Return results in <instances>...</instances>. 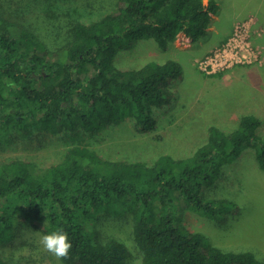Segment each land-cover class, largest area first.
Returning <instances> with one entry per match:
<instances>
[{"label": "trees", "instance_id": "trees-1", "mask_svg": "<svg viewBox=\"0 0 264 264\" xmlns=\"http://www.w3.org/2000/svg\"><path fill=\"white\" fill-rule=\"evenodd\" d=\"M29 1L0 0V142L39 130L68 133L76 144L43 168L20 158L0 163V264H41L47 258L35 241L26 245L35 258L5 251L16 248L27 221L67 233L72 247L59 258L63 264H128L124 244L97 228L103 214L132 223L140 264H263L250 252L212 245L177 212L194 211L220 223L209 202L223 201L207 200V190L247 150L256 151L264 171L259 117L241 116L228 134L210 126L207 141L192 155L162 154L151 166L110 161L79 141L126 121L155 133L156 110L171 104L181 66L146 59L121 70L115 59L149 41L168 51L181 34L197 44L218 16L219 1L70 0V9L55 16L54 2H43L47 13L36 15L39 27L24 18ZM4 4L16 6L15 13L7 16Z\"/></svg>", "mask_w": 264, "mask_h": 264}, {"label": "rangeland", "instance_id": "rangeland-1", "mask_svg": "<svg viewBox=\"0 0 264 264\" xmlns=\"http://www.w3.org/2000/svg\"><path fill=\"white\" fill-rule=\"evenodd\" d=\"M51 1L54 2V16L62 14L63 9H70V0H31L23 6L25 20L37 25V16L47 13L43 2ZM218 1L220 15L212 16L209 33L197 44L181 34L168 51L162 52L154 42L149 41L134 50L120 52L115 59L116 67L121 70L138 67L146 59L175 61L181 66L183 78L172 85L174 96L171 104L156 110V132L146 133L135 127L134 122L126 121L98 136L84 134L79 141L110 161L140 162L151 166L162 154L175 159L192 155L207 141L210 126L228 134L237 127L243 115L259 117L262 121L260 134L263 133L264 2ZM204 2L206 4L208 0ZM3 8L9 16L15 13L16 6L4 4ZM237 28L243 30H239V34L250 36L252 52L249 51L252 55L248 61H243L237 55L239 49L232 51L228 48L229 40L234 37ZM224 50H227L231 61L228 59L226 63L222 59L223 67L217 71L211 68L204 71L209 62L216 64L215 56L222 58ZM199 62H203V66ZM75 144L68 133L51 135L34 130L33 134L25 138L12 134L0 142V163L20 158L43 168L59 161ZM222 172L221 180L218 179L209 187L206 194L209 201H223L220 205L209 202L214 212L218 211L216 217L220 223L205 218L203 214L197 215L194 211L186 210L183 213L178 208L177 212L183 216V222L191 231L203 233L212 245L235 252H250L264 264V171L259 168L256 151H245ZM101 216L97 228L102 235L114 237L124 244L128 252V264H140V253L131 234L132 223L127 218L112 220L105 214ZM23 223L20 235L15 240L16 248L8 247L5 251H19L28 258L35 254V250L26 245L34 241L41 245L40 238L46 232V227L45 222ZM41 264L63 263L47 251V258Z\"/></svg>", "mask_w": 264, "mask_h": 264}, {"label": "built area", "instance_id": "built-area-1", "mask_svg": "<svg viewBox=\"0 0 264 264\" xmlns=\"http://www.w3.org/2000/svg\"><path fill=\"white\" fill-rule=\"evenodd\" d=\"M239 30L241 31L242 29H239L237 28L235 31V34H234V37L231 38L229 40V44H228V48H230L232 51L235 49H239V53L237 55H240V57L243 59V61H248L249 58L251 57V44H250V36H245V34H239ZM243 32V30H242ZM242 35V36H241ZM240 44V45H239ZM232 45H234V48H231ZM250 50V51H249ZM252 52V51H251ZM222 55V58L220 56H215V62L216 64L213 65L212 62H209L206 67L204 68V71H208L210 68L213 70V71H217V69H219L220 67H223V60L227 63L228 59H230L229 61H231V58L228 57V52L227 50H224L223 53H221ZM219 61V63H218ZM200 65L202 64L203 66V62H199ZM212 71V72H213Z\"/></svg>", "mask_w": 264, "mask_h": 264}, {"label": "clouds", "instance_id": "clouds-1", "mask_svg": "<svg viewBox=\"0 0 264 264\" xmlns=\"http://www.w3.org/2000/svg\"><path fill=\"white\" fill-rule=\"evenodd\" d=\"M40 243L46 251L52 253L57 258L67 257L72 247L67 233L60 229H53L42 234Z\"/></svg>", "mask_w": 264, "mask_h": 264}, {"label": "crops", "instance_id": "crops-1", "mask_svg": "<svg viewBox=\"0 0 264 264\" xmlns=\"http://www.w3.org/2000/svg\"><path fill=\"white\" fill-rule=\"evenodd\" d=\"M220 12H221V11H220ZM220 12H219L218 16L220 15Z\"/></svg>", "mask_w": 264, "mask_h": 264}]
</instances>
